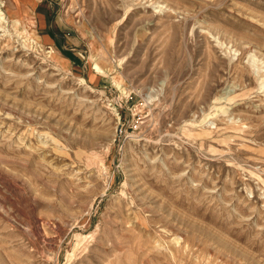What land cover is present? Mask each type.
<instances>
[{
	"label": "rangeland",
	"instance_id": "1",
	"mask_svg": "<svg viewBox=\"0 0 264 264\" xmlns=\"http://www.w3.org/2000/svg\"><path fill=\"white\" fill-rule=\"evenodd\" d=\"M18 1L0 264H264V0Z\"/></svg>",
	"mask_w": 264,
	"mask_h": 264
},
{
	"label": "crops",
	"instance_id": "2",
	"mask_svg": "<svg viewBox=\"0 0 264 264\" xmlns=\"http://www.w3.org/2000/svg\"><path fill=\"white\" fill-rule=\"evenodd\" d=\"M40 1L41 0H37V2H35L34 6H33L34 9H36L39 6ZM18 2H19V4H23L21 0H19ZM17 5H18V3H17ZM38 20H39V27H40V29L45 28L46 27V15L44 14V12H39ZM43 36L48 37L52 43H55V41H54L55 40L54 39L55 38V35L52 34V33H50L49 31H47L46 33H44Z\"/></svg>",
	"mask_w": 264,
	"mask_h": 264
},
{
	"label": "bare ground",
	"instance_id": "3",
	"mask_svg": "<svg viewBox=\"0 0 264 264\" xmlns=\"http://www.w3.org/2000/svg\"><path fill=\"white\" fill-rule=\"evenodd\" d=\"M3 17L2 16H0V19H2ZM18 18V17H17Z\"/></svg>",
	"mask_w": 264,
	"mask_h": 264
}]
</instances>
